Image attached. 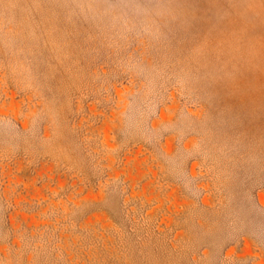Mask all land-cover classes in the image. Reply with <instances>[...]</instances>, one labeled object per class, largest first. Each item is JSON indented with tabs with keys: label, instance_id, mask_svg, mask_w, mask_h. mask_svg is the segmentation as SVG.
<instances>
[{
	"label": "rangeland",
	"instance_id": "rangeland-1",
	"mask_svg": "<svg viewBox=\"0 0 264 264\" xmlns=\"http://www.w3.org/2000/svg\"><path fill=\"white\" fill-rule=\"evenodd\" d=\"M0 264H264V0H0Z\"/></svg>",
	"mask_w": 264,
	"mask_h": 264
}]
</instances>
